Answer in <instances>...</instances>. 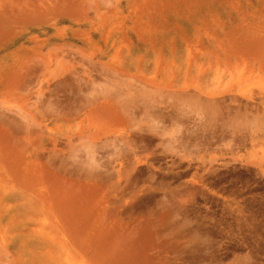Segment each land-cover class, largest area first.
I'll return each mask as SVG.
<instances>
[{
    "label": "rangeland",
    "instance_id": "374dc122",
    "mask_svg": "<svg viewBox=\"0 0 264 264\" xmlns=\"http://www.w3.org/2000/svg\"><path fill=\"white\" fill-rule=\"evenodd\" d=\"M264 264V0H0V264Z\"/></svg>",
    "mask_w": 264,
    "mask_h": 264
},
{
    "label": "bare ground",
    "instance_id": "6f19581e",
    "mask_svg": "<svg viewBox=\"0 0 264 264\" xmlns=\"http://www.w3.org/2000/svg\"><path fill=\"white\" fill-rule=\"evenodd\" d=\"M73 263L76 264L74 261H73ZM81 264H83V263H81Z\"/></svg>",
    "mask_w": 264,
    "mask_h": 264
}]
</instances>
